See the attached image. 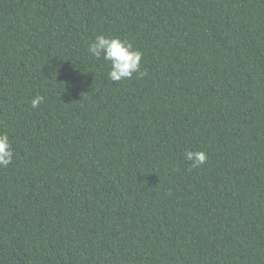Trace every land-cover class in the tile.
Returning <instances> with one entry per match:
<instances>
[{
    "label": "trees",
    "instance_id": "16d2710c",
    "mask_svg": "<svg viewBox=\"0 0 264 264\" xmlns=\"http://www.w3.org/2000/svg\"><path fill=\"white\" fill-rule=\"evenodd\" d=\"M0 264H264V0H0Z\"/></svg>",
    "mask_w": 264,
    "mask_h": 264
}]
</instances>
